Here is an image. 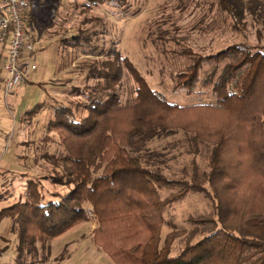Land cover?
I'll list each match as a JSON object with an SVG mask.
<instances>
[{
	"label": "trees",
	"instance_id": "obj_1",
	"mask_svg": "<svg viewBox=\"0 0 264 264\" xmlns=\"http://www.w3.org/2000/svg\"><path fill=\"white\" fill-rule=\"evenodd\" d=\"M108 4L126 5L123 0H86L80 5L93 11ZM220 4L221 11L241 21L242 1ZM263 8L259 14L254 10L259 18ZM257 35L255 45L240 42L216 54L195 56L185 74L177 76L188 78L177 86L189 93L199 85L209 87L215 101L192 106L170 104L150 89L128 59L124 62L138 85L136 101L120 105V52H98L85 43L87 50L83 37L67 39L69 47H86V56L108 60L90 68L97 81L93 88L71 90L85 99L76 106L82 105L85 116L74 115L73 107L62 103L51 107L54 118L48 128L60 133L64 152L43 155L53 167V174L43 179L62 190L46 193L40 179L28 177L18 200L0 210V225L6 219L15 223L17 264H35L38 243L44 249L92 217L98 224L94 243L114 264H264V42ZM205 64L212 67L202 78ZM43 105H35L22 122L34 119ZM178 133L185 136L188 155L211 146L207 170L192 162L190 173L184 167L181 178L165 174V154L149 145ZM165 189L170 193L162 198ZM5 190L0 203L13 197ZM189 193L202 194L213 210L190 215L186 223L194 229L171 231L163 239L165 207ZM181 237L187 238L186 244L173 256V245ZM5 251L0 250V257Z\"/></svg>",
	"mask_w": 264,
	"mask_h": 264
},
{
	"label": "rangeland",
	"instance_id": "obj_2",
	"mask_svg": "<svg viewBox=\"0 0 264 264\" xmlns=\"http://www.w3.org/2000/svg\"><path fill=\"white\" fill-rule=\"evenodd\" d=\"M123 1L126 4L123 7L108 4L93 11L80 5L86 0L31 1L38 31L58 37L57 41L61 44V69L64 75L57 84L63 85L59 95H55L56 102L48 99L43 105V108L50 106L46 113L38 114L34 119L26 118L19 125L16 135L6 142L4 148H9L11 155L9 153L8 161L0 163V174L5 172V176L0 178V193L6 188L13 192V197L0 203V210L18 200L20 194H23L28 177L40 179L46 193L62 190L43 179L44 176L53 174L52 165L44 160L43 155L49 153L60 156L64 152L60 133L57 130L50 131L48 124L54 118L51 107L56 104L73 107L71 109L74 115L87 114L81 109L85 99L73 96L71 90L73 86H79L85 91L88 87L93 88L97 81L91 78L90 68L96 65L98 67L108 59L107 56H97L96 59L85 56L86 44L96 46L98 52L103 48L107 52L110 49L120 52L119 62L123 70L117 92L120 105L136 101L135 91L138 85L124 62V59H128L150 89L158 92L170 104L192 106L215 101L209 87L199 85L189 93L191 90L182 85L177 86L180 80L188 78L189 75H183L182 79L177 76L185 74L194 63L195 56L216 54L240 42L255 45L259 41L258 33L263 35L261 42H264V13L259 18L254 11L256 9V13H260L264 0H232L234 4L240 1L244 3L241 21H237L234 15L221 11L220 0ZM78 36L83 37L84 46L69 47L66 40ZM51 50L52 46L47 47L43 53L34 56L38 71L52 67L51 58L47 56ZM111 58L114 59L113 56ZM211 67V64L204 65L202 78ZM79 103H82L81 107H76ZM33 106L34 104L28 109ZM184 141L183 133H178L166 139L155 140L149 145L151 151L165 154L167 168H164V172L171 178H181L184 167L189 168L190 173L192 162H196L203 171L208 168L211 146L202 145L199 154L188 155ZM168 193L169 190L165 189L160 195L166 198ZM85 207L88 208L89 205ZM212 210V203L202 194L189 193L182 202L165 207L166 224L161 233L162 238L171 231L194 229V226L186 223V219L190 215L210 214ZM14 226L11 219L4 220L0 225V250L7 248L0 257V264H17L18 241ZM97 227V221L92 217V220L80 223L68 233L54 239L44 249L38 243L39 253L34 260L35 264H114L107 253L94 243ZM186 241V237L176 240L173 256L183 250ZM30 261L28 259L26 263Z\"/></svg>",
	"mask_w": 264,
	"mask_h": 264
},
{
	"label": "crops",
	"instance_id": "obj_3",
	"mask_svg": "<svg viewBox=\"0 0 264 264\" xmlns=\"http://www.w3.org/2000/svg\"><path fill=\"white\" fill-rule=\"evenodd\" d=\"M33 17L35 16L32 9L28 27L34 33L36 38L35 44L38 47L34 56L38 53H43L47 47L52 46L51 52L47 55L51 58L50 66L52 67L44 69L43 71H38L39 67L34 63L35 57H29L25 54L23 56V61L27 62L29 60L32 65L37 67V69L28 74L26 82H24L25 85L20 87L14 95L8 96L7 98L0 97V163L9 160V153L11 155V152L9 151V148L4 147L6 146V142L12 136L14 137V135H16L20 128L19 125H21L25 114L29 111V106H32L33 104L34 106L37 104H45L48 99L56 102L57 98L55 95H59L60 90L62 89L61 86L63 85L57 84L59 78L62 79V76L64 75V71L61 69L62 50L61 44L57 41L58 37L49 36L46 33L38 31L35 24V18ZM81 44H83V41ZM79 47L81 46L79 45ZM92 58L96 59L95 57ZM3 61L4 53L0 51V75ZM37 101H39V103H36ZM46 111L47 107H44L40 115L46 113ZM4 173L5 172H1V174Z\"/></svg>",
	"mask_w": 264,
	"mask_h": 264
},
{
	"label": "built area",
	"instance_id": "obj_4",
	"mask_svg": "<svg viewBox=\"0 0 264 264\" xmlns=\"http://www.w3.org/2000/svg\"><path fill=\"white\" fill-rule=\"evenodd\" d=\"M30 0H0V51L4 61L0 75V97L14 95L25 85L28 74L37 67L24 55L34 56L36 38L29 29L28 22L32 11Z\"/></svg>",
	"mask_w": 264,
	"mask_h": 264
}]
</instances>
